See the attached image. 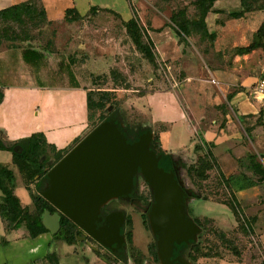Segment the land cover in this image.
Wrapping results in <instances>:
<instances>
[{
	"label": "rangeland",
	"instance_id": "rangeland-1",
	"mask_svg": "<svg viewBox=\"0 0 264 264\" xmlns=\"http://www.w3.org/2000/svg\"><path fill=\"white\" fill-rule=\"evenodd\" d=\"M52 1L49 6L55 7V9L51 13L49 12L52 17L49 22L36 21L31 24L30 21L25 20L21 22L1 21L0 42H3L4 45V41H2L4 38L8 39L10 36H18L17 34L21 36L22 34L23 38L34 44L44 45L47 42L54 44L56 32H61L59 37L60 42H63L68 37L70 32L68 30L71 28L86 24L102 29V33L86 35L87 38L98 43H88L83 50L75 51V54L82 59L81 64H89L88 67L79 65L77 69H79L78 73L81 75L82 84L91 88L90 97L94 94L95 98V101H91L92 106L89 110L90 129L92 125L98 123L100 116L109 113L116 116L121 126L127 124L151 128L152 98L149 95H154L156 91H169L179 110L191 119L202 115L205 117L204 120L215 117L218 105H213L207 98L208 95H211L216 102L221 100L223 108L227 109L224 97L236 87L225 86L221 82L219 85L214 79L216 77H213L207 70V67L211 66L200 49L197 39L178 35L169 26L170 12L182 7L189 0H176L168 4L160 0H96V2L93 0L91 4L96 5L98 10L104 9V12L97 19H85L76 24H67L59 17L65 8L73 5L72 0ZM75 5L79 7L80 11H83L81 0H77ZM257 7L264 9V0H259ZM189 11L191 10L189 9ZM132 18L138 22L146 37L144 38L151 43L152 65L133 49L121 28L120 19ZM110 27L111 29H108ZM155 29L160 31L156 32ZM109 32L111 33L109 34ZM56 38V42H58V37ZM81 41L85 43V40L81 39ZM68 52L71 54L72 50L65 51V53ZM91 63L93 66L90 65ZM240 64L241 68H239ZM219 66L227 69L236 78H258L264 66V51L255 53L253 58L246 62V65L240 61L229 67H226L225 64ZM111 68L117 69L126 77L125 83L118 82L114 85L110 80L105 82L97 80L94 84L91 83L90 74H108ZM246 95L251 100L248 92ZM161 103L167 112L168 110L173 111L174 105L171 99H164ZM154 107H156L155 104ZM158 126L156 124L153 131L157 132ZM190 126L193 129L192 124ZM162 127L168 130L165 137L168 151L179 152L181 146L190 143L185 126L181 124V121L173 123L170 130L168 124H162ZM240 130L241 140L244 142L247 152L250 154L257 152L262 157V163L259 162V164L264 168V147L258 146V140L252 138L250 131L245 134L242 129ZM194 135H190L192 141ZM43 147L47 156H50L54 151V148L48 147L47 144L43 143ZM205 149H208L207 145H204L203 150ZM197 155L192 150L180 153L177 157L179 159L177 171L182 189L190 193L183 198L184 213L191 220L206 217L211 219L212 223L201 224L200 221L198 222L199 231L193 241L200 246V256L198 255L194 261L189 257L190 259L186 261L190 264H264V190L258 193L251 191L241 200L232 201L237 219L242 223L245 221L247 225L246 234L238 228L240 223H237L238 221L231 212L220 203V201L226 203L231 201L230 196L222 188L223 180L218 171L210 172L209 179L202 182L199 177L204 176V173L198 175L188 169L198 165L195 163ZM250 161V159L242 161L240 165L242 171L246 169L245 167L249 165ZM17 183L15 193L24 204L26 200L20 195ZM135 191L133 210L127 206L126 208L124 203L116 205L122 207L133 221L132 245L126 242L125 257L126 260L128 258L132 260L127 264H136L135 262L155 264L146 249L156 236L152 235L150 231L148 217L147 228L141 223L142 220L139 217V214L148 215L145 206L153 200V195L142 177L138 178ZM128 231L129 228H126L125 235ZM75 249L77 253L73 254L69 251L70 254L62 262L64 264H87L89 256L82 253L86 248L78 244ZM191 251L188 252L191 254ZM62 252L63 250H61ZM139 253L143 254L142 257Z\"/></svg>",
	"mask_w": 264,
	"mask_h": 264
},
{
	"label": "crops",
	"instance_id": "crops-1",
	"mask_svg": "<svg viewBox=\"0 0 264 264\" xmlns=\"http://www.w3.org/2000/svg\"><path fill=\"white\" fill-rule=\"evenodd\" d=\"M76 1L72 0L73 5L62 11L59 17L63 21L64 11L68 8L76 9L77 13L82 16L80 21L97 19L104 12V9L98 10L96 5L91 4L93 0H81L84 9L80 11L79 7L75 5ZM94 1L96 2V0ZM191 1L193 0H189L182 6H187L188 16L192 11L188 6ZM29 2L44 10L47 22L52 20L50 13L55 9V7L49 6L53 2L52 0H0V11ZM240 11L239 0H215L205 17L207 33L213 34L214 39L199 41L193 37L197 39L200 49L209 60L208 63L211 67H207V70L213 77H216L214 79L217 80V83L221 82L225 86L236 87L224 97L227 109L223 108L221 100L216 102L211 95H208L209 101L213 105H218L215 117L204 120L205 117L202 115L191 119L179 110L169 91H156L154 95H149L152 98V127L150 129L152 134L158 133L162 149L169 154L179 157L180 153L192 151L193 146L202 140L204 145L208 146L217 162L220 174L224 178L243 174L255 181L257 175L248 166L242 171L240 165L243 160L248 159V156H255L254 161L258 163H262V157L257 152L252 154L247 152V148L241 140L240 129L245 134L250 131L252 138L258 140V146L264 147V106L253 98L250 100L246 95L248 88L259 77L236 78L227 69L219 66L225 64L226 67H229L240 61L246 65V62L252 59L255 53L261 51L255 50L246 55L234 53L237 48L245 47L252 41L264 19L263 12L258 10L244 13L237 19L230 16ZM171 13L172 11L168 17V23L175 31L169 20ZM128 20L120 19L119 22L124 34L123 22ZM101 30L83 24L81 27L69 29L68 37L63 42H60L59 34L61 35V32H56L54 44L52 42L44 45L34 44L30 40L24 39L14 45L0 46V91L3 95L0 103V131L4 142H15L32 134H38L48 147L61 150L69 146L75 139L83 138L89 133L88 96L91 101H95V98L94 94L90 97L91 88L82 84V78L78 73L79 69H77L79 65L88 67L89 64H81L82 59L75 54V51L83 50L88 43H98L93 42L94 40L87 38L86 35H96L102 33ZM155 31L160 30L155 29ZM56 37H58V42H56ZM81 39L85 40V43H82ZM70 50H72L71 54L65 53ZM216 63L217 65H215ZM90 65L93 66V63ZM241 66L240 64L239 68ZM91 75L97 76V74ZM161 99H171L174 105L173 111L168 110L167 112ZM219 102L220 104H218ZM159 104L162 105L161 108ZM177 121L184 124L190 143L181 146L179 152H170L167 150L165 142L168 130L163 129L162 124H168L170 130L173 123ZM156 124L159 125L157 132L153 131ZM192 134H195V141L194 138L193 141L191 140L190 135ZM0 164L7 166L14 173V194L16 195V182H18L19 193L26 200V203L22 204L16 195L21 206L31 208V200L16 167L12 164L10 152L0 151ZM262 169L264 170L263 167ZM261 190H264V180L252 187L235 192V198L241 200L247 193L251 191L258 193ZM2 239L6 243L3 245L0 243V264H49L46 258L49 253L56 256L58 264H64L62 260L70 254L69 251L73 254L77 253L76 245L69 246L62 241L53 240L52 234L49 232L40 234L36 238H30L23 227L6 232L0 218V241ZM61 250H63L62 253ZM82 253L89 256L87 264H108L105 259L97 256L92 250L86 249ZM129 260L132 261L131 258ZM116 264L121 263L118 261Z\"/></svg>",
	"mask_w": 264,
	"mask_h": 264
},
{
	"label": "trees",
	"instance_id": "trees-1",
	"mask_svg": "<svg viewBox=\"0 0 264 264\" xmlns=\"http://www.w3.org/2000/svg\"><path fill=\"white\" fill-rule=\"evenodd\" d=\"M160 1L168 4L174 0ZM214 1L215 0L191 1L188 5L192 9L189 16L187 15V6L173 10L169 20L174 26L175 32L178 35H183L185 37H196L199 41H203L205 39L212 41L214 39V35L207 33L205 17L210 11ZM239 1L241 11L239 13L231 14L230 16L232 18H240L244 15V13L254 10L262 11L264 17V9L257 7L259 0ZM63 19L67 23H73L82 20V16L77 13L75 8H68L64 11ZM24 20L30 21L31 24L36 23V21L45 23L46 19L44 10L34 3L29 2L14 5L10 8L0 11V22H21ZM123 27L125 29V35L130 40L133 49L144 60L152 65L153 56L151 53V43L148 41V39H145L146 37L143 34V31L138 22L132 18L126 22H123ZM17 35L18 36H10V38L8 39L4 38V40H2L4 41V45H14L17 42H21L26 39L23 38L22 34L21 36L19 34ZM1 45H3V42H0V46ZM255 50L264 51V19L255 32L252 41L245 47L237 48L234 53L236 55H246ZM90 79L92 84H94V82L97 80H101L102 82L110 80L114 85L118 82L125 83V77L121 75V73L115 68L110 69L108 74H101L97 76L91 75ZM2 96V92L0 91V103L2 100ZM91 106L92 102L88 96V110L91 109ZM110 120H113L118 125L120 132L126 139L127 143L136 141L139 136L148 131L151 132L150 127H135L127 124L121 126L120 121L114 114L111 113L100 116L98 123L92 125L90 131L101 122ZM81 139L82 138H77L66 148L61 150H54L50 156H47L43 147L44 141L38 134H32L29 137L22 138L15 142H4L2 139V133L0 131V151L10 152L12 157V164L16 167L31 200V208L21 206L19 199L14 194V173L7 166L0 164V218L6 232L17 230L18 228L23 227L30 238H36L40 234L47 233L48 231L42 224V215L45 211H48L50 215L58 214L60 217L59 229L55 234H52V239L62 241L69 246L77 244L79 238L83 236V231L62 214L58 213L53 206H51L45 199H43L41 193L48 185V179L46 177L47 172ZM16 146H19L21 148L20 152L18 150L17 152H13V148ZM149 148L156 154V156H159L158 167L163 169L165 172L171 171L173 161H175L177 157L176 155L169 154L162 149L158 133H153ZM203 148L204 143L202 142V140L198 141L193 146V151L198 154L195 162L198 163V165L193 166V168L189 167L188 169L198 175L204 173V176L199 177L200 181L202 180V182H205L209 179L210 172L218 171L219 176L222 177L223 180L222 188L227 193V195L230 196L231 201L227 203L220 201V203L231 212L233 217L236 218V221H238L237 223H240V225L237 224L238 228H240V230L247 234V225L244 220L242 221H244L245 224L237 219V213L234 209L232 201L236 199L235 192L244 188L252 187L255 184L263 181L264 170L257 161H254L255 156L251 155L248 156V159L251 160L249 162L248 168H250L253 173L257 175V179L255 181L250 180L243 174L224 178L220 174L217 162L211 154L210 150H203ZM139 177L141 176L138 171L137 176H135L133 179L134 193H136L135 188L137 187ZM152 203L153 200H151L145 206L146 213L149 212ZM141 218L142 224L147 228V214H141ZM192 220L198 226H200L198 223L199 221L201 224L212 223L211 219L206 217H202L201 219L193 218ZM126 228H129V231L126 234V240L131 245L132 223L129 217L126 219ZM0 243L3 245L6 242L4 239H2ZM146 250L152 261L155 264H159L156 250V237L154 238L153 242H150L147 245ZM189 250H192L191 254L190 252H188ZM95 254L105 259L108 264H116L118 261L124 263L123 250H119L114 254V257L112 258L100 255L98 252H95ZM139 254L142 257V254ZM198 255L200 256V246L193 240L189 241L187 244L181 243L179 245H175L173 249V257H181L185 260L191 258L194 261L196 260ZM46 258L49 264H58L56 256L53 253L47 254ZM135 263L138 264V262Z\"/></svg>",
	"mask_w": 264,
	"mask_h": 264
},
{
	"label": "water",
	"instance_id": "water-1",
	"mask_svg": "<svg viewBox=\"0 0 264 264\" xmlns=\"http://www.w3.org/2000/svg\"><path fill=\"white\" fill-rule=\"evenodd\" d=\"M152 137L148 131L127 143L113 120L101 122L47 172L48 185L41 196L101 246H120L123 237L119 229L124 216L111 213L103 220L108 226L97 228L102 220L100 209L127 197L139 171L153 195L147 217L150 231L156 236L159 263L173 264L177 260L190 264L183 258H172L174 246L187 244L199 231L184 213L183 198L190 193L182 189L174 171L158 167L159 156L149 148ZM17 150L21 148H13V152ZM59 220L58 214L50 215L48 211L42 215V224L50 234L58 231Z\"/></svg>",
	"mask_w": 264,
	"mask_h": 264
},
{
	"label": "flooded vegetation",
	"instance_id": "flooded-vegetation-1",
	"mask_svg": "<svg viewBox=\"0 0 264 264\" xmlns=\"http://www.w3.org/2000/svg\"><path fill=\"white\" fill-rule=\"evenodd\" d=\"M178 162L179 161L177 159L175 161H173V166H172L171 170L175 172L176 179L178 181H180L178 171H177L178 170V167H177ZM135 195H136V193H134V186H133L130 194L127 197H122V198L117 199L116 201H112L100 209L99 216L101 217L102 220H101V222L97 223V225H96L97 228L108 226V224L107 225L103 224V220L105 219V217L107 215H109L111 213H121L124 216V222H123L122 226H120V229H119V236L123 237V242L120 246H117V244L114 243V244H112L111 248L103 247L100 244H98L97 242H95L91 237L84 234V232H83V236L81 238H79V241L77 242L76 245H78V244L82 245L86 249L92 250L94 253L98 252L100 255L107 256L110 258L114 257V254L117 253L119 250L124 251L126 248V242H127L126 235H125L126 219L129 216L126 214L125 210L122 207H117L116 205L118 203H124L125 207L127 206L128 208H131L133 210L132 207H133V201L135 200ZM139 217L141 218V214H139ZM129 218L131 219V217H129ZM141 220H142V218H141ZM131 223L133 225L132 219H131ZM141 223H142V221H141ZM131 245H132V243H131ZM100 258H102V257H100ZM172 258L174 259L177 257L172 256ZM179 258H181V257H179ZM129 261H130L129 258L126 260L125 252H124V264H127V262L129 263ZM120 263L123 264V262H120ZM173 264H180V263L177 260H175L173 262Z\"/></svg>",
	"mask_w": 264,
	"mask_h": 264
},
{
	"label": "built area",
	"instance_id": "built-area-1",
	"mask_svg": "<svg viewBox=\"0 0 264 264\" xmlns=\"http://www.w3.org/2000/svg\"><path fill=\"white\" fill-rule=\"evenodd\" d=\"M253 100L264 106V66L259 78L247 90Z\"/></svg>",
	"mask_w": 264,
	"mask_h": 264
}]
</instances>
